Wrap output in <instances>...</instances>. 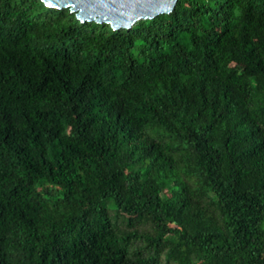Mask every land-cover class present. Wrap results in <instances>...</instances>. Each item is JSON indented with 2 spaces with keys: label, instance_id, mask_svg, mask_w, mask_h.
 I'll return each instance as SVG.
<instances>
[{
  "label": "trees",
  "instance_id": "obj_1",
  "mask_svg": "<svg viewBox=\"0 0 264 264\" xmlns=\"http://www.w3.org/2000/svg\"><path fill=\"white\" fill-rule=\"evenodd\" d=\"M0 264H264V0H0Z\"/></svg>",
  "mask_w": 264,
  "mask_h": 264
},
{
  "label": "water",
  "instance_id": "obj_2",
  "mask_svg": "<svg viewBox=\"0 0 264 264\" xmlns=\"http://www.w3.org/2000/svg\"><path fill=\"white\" fill-rule=\"evenodd\" d=\"M54 9L69 8L80 21L106 22L114 29L129 28L139 19L169 13L177 0H41Z\"/></svg>",
  "mask_w": 264,
  "mask_h": 264
}]
</instances>
